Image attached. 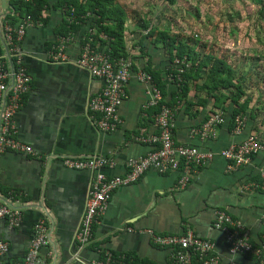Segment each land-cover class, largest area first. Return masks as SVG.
<instances>
[{
    "label": "crops",
    "instance_id": "crops-1",
    "mask_svg": "<svg viewBox=\"0 0 264 264\" xmlns=\"http://www.w3.org/2000/svg\"><path fill=\"white\" fill-rule=\"evenodd\" d=\"M50 1L45 11L47 22L31 27L23 42V62L32 84L14 116L16 139L31 146L33 152L8 151L0 158V200L23 210V219L16 228L10 227L6 219L0 220V232L10 231V250L13 246L19 247L20 255L11 258L10 263L23 260L35 226L42 220L49 245L41 251V264H88L103 259L107 252L125 257L126 262L130 258V264H173V248L158 245L153 235H182L189 230L215 243L221 264H264V256L257 257L254 253L231 255L225 235L213 226L217 212H225L242 222L254 246L264 242L261 177L264 150L242 166L231 167V162L222 157V150L252 135L264 139V111L260 110V106H264V90L249 84L256 77V83L263 87L264 77L258 70L253 71L254 65L242 64L249 67L250 74L239 73L246 93L240 103L253 102L248 111L239 110L238 117L244 123L238 132V118L232 119L238 110L232 101L237 89L225 91L226 99H217L209 95L205 87L207 73L214 64L204 57L215 54V47L210 51L204 35L194 31L187 33L176 18L169 22L170 17L151 16L147 13L152 7L150 2L144 13L138 9L130 11L127 3H122L128 15L124 34L133 71L147 70L156 75V81L158 78L156 85L160 83L165 101L173 109L175 143L211 152L214 157L195 169L184 188L180 185L181 170L160 173L156 169H150L135 183L119 187L110 194L107 209L95 225L91 243L81 248L77 246L76 237L94 178L98 173L109 179L126 176L131 158L145 157L159 147L140 141L141 137L157 135L161 130L156 120L158 109L149 106L150 85L137 77L127 84L126 97L118 112L122 121L119 128L105 131L97 125L96 121L102 117L91 110L90 103L102 93L105 83L78 63L89 28L64 35L68 38L67 59L53 60L49 51L57 38L63 36L59 28L75 17L68 19L63 9L56 7L59 0ZM1 4L5 11L12 10L11 0H1ZM145 22L151 25L147 30ZM151 30L154 34L146 36ZM162 32L168 33L169 40ZM173 40L176 47L184 44L194 49L200 61L209 64L208 68L201 67L198 70L201 74L197 75V68L189 62L187 69L192 72L186 75L185 98L179 85L184 82L187 69L179 81L176 74L179 58L176 50L167 45ZM235 53L239 52L235 50ZM251 61L255 62L253 58ZM261 61L264 63V57ZM235 64L237 62L233 63L234 67L240 65ZM153 80L155 82L154 77ZM260 97L261 101L256 100ZM95 157H105L114 165L92 171L68 169L63 163L65 158ZM15 199H20L21 203H15ZM7 258V255L2 257V262Z\"/></svg>",
    "mask_w": 264,
    "mask_h": 264
},
{
    "label": "built area",
    "instance_id": "built-area-1",
    "mask_svg": "<svg viewBox=\"0 0 264 264\" xmlns=\"http://www.w3.org/2000/svg\"><path fill=\"white\" fill-rule=\"evenodd\" d=\"M27 3L33 0H26ZM17 21L15 22V20ZM35 26L32 17H19L12 7L10 12L2 8L0 0V158L8 151H25L31 154L33 148L16 139L15 114L23 103V97L31 90L32 77L29 74L23 59V42L27 31ZM68 38L59 36L57 43L49 51L50 57L55 61L67 59L66 48ZM80 66L90 74L104 81L102 93L96 96L90 103L93 112L100 113L101 119L97 125L105 131H116L122 121L119 116V107L126 97V87L133 77L144 84L150 85V107H156V120L160 126V133L141 137L140 141L152 145H158L156 150L142 158H131L128 161L129 172L126 176L107 178L103 173H98L92 183L90 196L86 210L76 237L79 248L91 243L94 236V228L100 216L107 209L110 194L123 185L137 182L150 169H156L160 173L180 171L182 173L180 185L186 187L192 179L195 169L204 166L212 160L214 154L204 153L192 146L177 145L173 139L174 113L173 109L164 101L161 89L156 85L151 74L139 70L133 71V63L127 58H112L107 52L96 51L87 43L78 60ZM179 68L177 78L185 73L189 63L187 59H177ZM237 131L243 126V119L237 117ZM236 118V119H237ZM224 121V118L221 122ZM264 150V139L256 135L250 136L245 141L231 148L222 150V157L231 162V167L242 166L250 163L253 157ZM64 165L72 170L99 171L105 167H112L114 162L105 157L92 159L65 158ZM264 189V168L261 172ZM15 203H21L15 199ZM7 220L10 227L16 228L23 219V210L12 208L0 200V220ZM213 226L225 235L228 249L231 255L254 253L257 257L264 256V242L254 246L248 232L241 221L234 219L225 212H217ZM155 243L162 247H172L173 264H221V258L217 254L216 245L211 239L197 236L189 230L182 235H153ZM49 245V237L44 221H39L35 226L34 237L31 240L28 251L23 260L10 264H41V251ZM10 251V242L0 239V264L2 257ZM88 264H127L125 257H115L107 252L103 259H97Z\"/></svg>",
    "mask_w": 264,
    "mask_h": 264
},
{
    "label": "trees",
    "instance_id": "trees-1",
    "mask_svg": "<svg viewBox=\"0 0 264 264\" xmlns=\"http://www.w3.org/2000/svg\"><path fill=\"white\" fill-rule=\"evenodd\" d=\"M167 1L171 7H174V10H177L176 3L179 0L178 1L167 0ZM241 1L251 2L253 6L256 7V12L257 15L260 17V20L264 22V0H241ZM50 2H51L50 0H33V2L27 3L26 0H11V5L12 7H14L16 14H18L19 17L23 18L26 16H30L34 19L35 24H38V23L47 22V18H45V11L48 7H50ZM123 2L124 1L121 0H59L57 2L56 7L62 8L63 11L67 14V18L73 16L75 17V20L72 22L69 21L64 22L58 31L60 35L68 36V34H70L71 31L77 33L87 26L89 30L85 34V41L83 45L90 43L91 47L94 50L101 52L105 51L109 53L112 56V58L119 59L123 57L130 59L128 57L129 56L128 51L126 50L125 34H124L126 30V22L128 15L126 13L125 6L122 4ZM150 4L152 3L150 2ZM173 18L174 17L171 16L169 22ZM240 19L241 17H236V16L230 17V21L232 23L234 22L237 23L239 22ZM16 21L17 19L15 20V22ZM263 25L264 23H261L260 25L259 22L254 21V26H257L258 27L257 29H259V26H263ZM150 27L151 25L146 23L145 25L146 30L149 29ZM234 29L236 28H233V30ZM153 34H154V30H151L148 32V34H146V36L147 35L150 36ZM256 35L257 36L252 37L254 38L253 43H251V41L246 43L245 41L244 47L246 49H248L250 45L254 47L255 46L254 42H256V40L258 44H261V42L264 43V37H261L259 33H256ZM162 36H165V38L169 40L168 33L162 32ZM247 39H249V37H247ZM167 45L170 46L171 50H176L177 58H179L181 61L184 60L185 57L188 63L192 61L193 66L197 68V72L201 67H207V68L209 67L208 62H201L200 61L201 58L198 56V54H196L194 49L188 48L189 46L181 44L180 47H176L174 40L172 41V43H169ZM246 49L242 48V51L246 52ZM261 58H259V60H256L253 63L255 67L261 65L262 63ZM205 60L214 64V67L209 69V72L207 73V82L205 83V87L209 89V95H215L217 99L220 97L225 98L226 95L224 94L225 92L224 90H228L229 92L232 90V88L237 89V92L232 95V101L234 102L236 109H238L232 116V119L234 121L239 116L238 115L239 110L248 111L251 108V101L253 102V100L251 101L246 100L244 103H240L242 97L246 96V93L243 90L241 84L242 83L241 81L243 80V79L241 80V78L243 77L237 78L234 69L228 66L225 63L224 59L217 58L216 60L213 61L210 58H207ZM144 71L147 72V70ZM190 72H192V69H187L185 75H183L184 82H182V84L179 85L183 98L186 97L187 89H188L187 83H185V79L188 76L187 74ZM199 74H201V72H198L197 75ZM152 75L156 83L158 81V78L156 81V75L154 74ZM235 78L238 79V82L235 81ZM159 85L160 83H158L157 86L159 87ZM161 91L163 93L162 89ZM163 96L165 97L164 93ZM260 99L261 97L257 98L256 100L260 101ZM165 103L168 106H170L168 102L165 101ZM129 259L127 258V262H126L127 264H130Z\"/></svg>",
    "mask_w": 264,
    "mask_h": 264
},
{
    "label": "rangeland",
    "instance_id": "rangeland-1",
    "mask_svg": "<svg viewBox=\"0 0 264 264\" xmlns=\"http://www.w3.org/2000/svg\"><path fill=\"white\" fill-rule=\"evenodd\" d=\"M127 3L130 11L135 12L136 9L140 13L145 12V6L151 2L149 7V14L151 16L160 17H174L182 22L181 29L191 33L192 31L198 32L199 35H204L205 42L209 41V50L213 52L215 47V54L209 53V55L204 58H210L211 60H216L221 58L225 60V63L233 68L236 72V77L239 78V73H247L249 67H244L242 64L251 65L253 67V60H259V58L264 57V43L258 44L257 40L255 46H249L246 49L244 43L251 41L253 43L252 37L257 36L259 33L261 37H264V25L254 26V21L264 23L260 20L257 15L256 7L249 1L241 0H177V10L171 7L167 0H121ZM148 3V4H147ZM130 6V7H129ZM128 9V10H129ZM156 9V10H154ZM241 17L239 22L232 23L230 17ZM132 27V26H131ZM233 28H236L233 30ZM193 33V32H192ZM252 35V36H250ZM246 37V39H245ZM249 37V39H247ZM263 39V38H261ZM248 45V44H247ZM242 48L246 49V52L242 51ZM235 50L239 53H235ZM246 53V54H245ZM242 54V55H241ZM233 66V63H236ZM258 70L264 77V63L259 65L257 68L253 67L254 70ZM241 76V75H240ZM238 82V79L235 78ZM257 79L254 77L252 82L249 84H254V87H259L260 91L264 90V86L261 87L256 83ZM264 81V79H263ZM227 91L228 90H224ZM259 91V90H258ZM263 100V98H262ZM261 101V99H260ZM260 110L264 111V106H260Z\"/></svg>",
    "mask_w": 264,
    "mask_h": 264
},
{
    "label": "water",
    "instance_id": "water-1",
    "mask_svg": "<svg viewBox=\"0 0 264 264\" xmlns=\"http://www.w3.org/2000/svg\"><path fill=\"white\" fill-rule=\"evenodd\" d=\"M10 237V231H1L0 232V238L4 239V240H8ZM18 249L19 247L13 246V248L8 252L7 254V260H6V264H10V259L16 256H19L20 254L18 253Z\"/></svg>",
    "mask_w": 264,
    "mask_h": 264
}]
</instances>
